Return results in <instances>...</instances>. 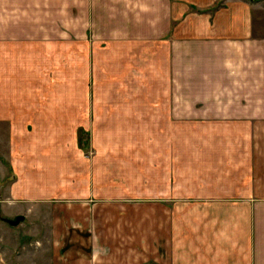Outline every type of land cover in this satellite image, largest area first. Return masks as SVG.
<instances>
[{
    "label": "crops",
    "instance_id": "crops-1",
    "mask_svg": "<svg viewBox=\"0 0 264 264\" xmlns=\"http://www.w3.org/2000/svg\"><path fill=\"white\" fill-rule=\"evenodd\" d=\"M254 9L0 0V211L50 225L52 264H264Z\"/></svg>",
    "mask_w": 264,
    "mask_h": 264
},
{
    "label": "rangeland",
    "instance_id": "rangeland-1",
    "mask_svg": "<svg viewBox=\"0 0 264 264\" xmlns=\"http://www.w3.org/2000/svg\"><path fill=\"white\" fill-rule=\"evenodd\" d=\"M252 1L255 29L260 32L264 28V0ZM6 132L5 129L0 130V198L4 197V188L13 179L7 171L9 165L4 145ZM15 212V209L10 211L11 214ZM13 217L0 211V264H52L55 242L50 237V225L37 224V219L29 218L11 226L6 219Z\"/></svg>",
    "mask_w": 264,
    "mask_h": 264
},
{
    "label": "water",
    "instance_id": "water-1",
    "mask_svg": "<svg viewBox=\"0 0 264 264\" xmlns=\"http://www.w3.org/2000/svg\"><path fill=\"white\" fill-rule=\"evenodd\" d=\"M24 217L22 215H16L13 218H7L6 221L8 222V224H10L11 226H16L18 225L21 221H23Z\"/></svg>",
    "mask_w": 264,
    "mask_h": 264
}]
</instances>
